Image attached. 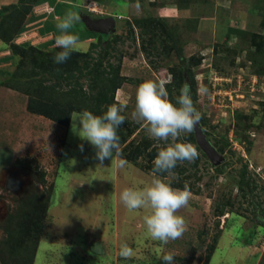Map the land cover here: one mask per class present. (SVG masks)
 <instances>
[{
    "label": "rangeland",
    "instance_id": "374dc122",
    "mask_svg": "<svg viewBox=\"0 0 264 264\" xmlns=\"http://www.w3.org/2000/svg\"><path fill=\"white\" fill-rule=\"evenodd\" d=\"M44 3L51 4L53 12L48 13ZM40 4L34 8L37 19L27 21L17 43L28 41L42 49L44 42L59 35L56 25L66 13L78 15V7L89 4L106 21L118 17L163 24L170 38L163 49L159 43L154 46L150 58L139 46L140 29L134 28V42L123 22L111 35L119 39L110 37L115 49L102 59L103 65L120 62L123 81L114 100L125 105V120L138 125L128 142L146 138L149 150L173 143L150 138L146 122L133 117L135 96L144 81L163 82L165 87L170 83L168 99L174 103L180 92L169 69L186 67L193 71L191 96L201 113L198 125L222 162L214 165L198 146L194 127V143L186 140L190 133H182L175 142L199 148L197 157L202 160L196 170L193 160L178 162L182 174L165 177L130 163L121 168L120 147L111 160L100 164L95 147L72 130L75 113L68 127L57 125L30 114L27 95L0 86V264H163L166 254L174 257L173 264H263L264 0H43ZM84 23L79 18L71 29L79 36L81 51L89 50L97 35ZM47 46L50 50L53 45ZM0 52V68L5 69L0 71L14 69L16 59L9 57L1 41ZM201 86L207 87L206 95ZM220 166L218 173L215 168ZM11 177L21 185L10 183ZM158 178L175 189H183L180 180L190 178L187 183L192 186L188 206L176 212L185 219L186 230L166 244L147 231L144 217L150 209L129 211L120 200L125 188L145 189ZM249 233L252 242L246 244ZM123 244L133 249L131 257L120 256ZM15 245L11 256L10 247Z\"/></svg>",
    "mask_w": 264,
    "mask_h": 264
},
{
    "label": "trees",
    "instance_id": "16d2710c",
    "mask_svg": "<svg viewBox=\"0 0 264 264\" xmlns=\"http://www.w3.org/2000/svg\"><path fill=\"white\" fill-rule=\"evenodd\" d=\"M126 1L129 2L130 0ZM41 2L43 0H16L15 3L0 7V41L8 48L10 52L9 57L12 60L13 58L16 59L14 69L11 71H0L4 76V79L0 80V86L27 95L26 110L30 114L42 116L63 127L70 125L71 117L74 113L85 109L95 115H102L108 106L116 104L114 100L115 92L123 81V77L119 75V61L116 64L106 61L105 65H103L102 61V59L104 60L106 57L111 56V49H115L113 39L110 37L114 36V40H116L119 39V35L111 36L114 34V31L99 33L91 29V26L88 24L93 21L92 16L99 17L100 19L103 18L100 15L90 13L82 5L80 6L81 8L78 7V16L83 23L86 22L90 31L97 34L95 35L96 41L90 43L89 50H76L65 63L56 64L53 57L61 49L54 47L55 38L44 42L41 45L42 49L39 45L35 46L27 43L28 41L21 43L15 41L25 31L27 21L37 19L34 8ZM83 16L86 18H83ZM113 19L115 20L114 29L122 25L123 22L125 23L124 26L127 28L128 34H130V40L134 42L137 39V36L134 34V28L138 27L140 29V33H138L139 46L146 58L153 56L154 46L159 43L163 49L170 38L168 31L163 28V24L160 23L157 26V21L153 19H134V21H128L127 19L120 21L118 17H114ZM85 39H91V37ZM104 42L106 44H103ZM48 44L53 45L50 50H46ZM97 48H100V51H98L96 57H92L91 53ZM170 48L174 50L176 47L173 45ZM175 54L182 58L181 50L176 49ZM9 57L6 60H10ZM117 58L120 60L121 54ZM169 71L174 79V87L179 92L186 78H188L192 89L194 79L192 76L193 71L190 68L178 67L177 71L170 68ZM171 86L170 83L166 84L170 95L172 93ZM193 99L194 95H192ZM201 123L205 124L203 121ZM137 128L138 125L125 120L124 124L117 129V134L120 137V150L117 152V156L142 171L152 173V160H154L162 147L155 146L149 150L151 143L146 138L128 142ZM186 140L195 142L193 132L188 135ZM195 148L200 151L196 145ZM202 156L206 158L204 153H202ZM141 157L145 159V162H142L143 164L138 161ZM200 160L202 159L196 157L192 161L193 165L191 167H194V170H196ZM221 169V166L215 168V170H218V173ZM173 172L177 175L179 173L182 174L181 167H176L173 169ZM155 176L165 177L166 173ZM189 179L180 180V182L184 181L180 188H184L187 185L192 190V186L187 183ZM36 205L32 203L31 206L34 207ZM252 237L253 234L249 233L246 235V244L252 242ZM10 249L12 256L16 250V245L10 247Z\"/></svg>",
    "mask_w": 264,
    "mask_h": 264
},
{
    "label": "clouds",
    "instance_id": "9594fccd",
    "mask_svg": "<svg viewBox=\"0 0 264 264\" xmlns=\"http://www.w3.org/2000/svg\"><path fill=\"white\" fill-rule=\"evenodd\" d=\"M48 8H52L53 12V7ZM78 22L79 16L70 11L57 23L59 35L55 38L54 47L61 50L53 57L54 63H65L77 50L79 36L71 29ZM200 92L206 95L207 87L201 86ZM168 95L163 82L147 80L137 87L135 96L133 117L146 122L150 138L161 142L169 139L173 141L158 151L153 160V175H175L173 169L178 162L192 161L198 155L192 144L175 142L182 133H191L201 120V113L192 100L191 85L187 82L183 84L174 103L168 99ZM124 110L125 105L112 104L102 115H95L85 109L75 113V119L72 118L73 132L95 147L96 159L100 164L111 160L119 148L117 129L125 122L126 117L122 114ZM80 148L83 150V145ZM126 164V160L120 159L119 167ZM191 195L187 185L183 189H175L158 178L145 189L125 188L120 194V200L129 211L150 209V214L144 217L147 231L154 240L166 244L170 239L180 237L186 230L185 219L176 215V212L188 206ZM119 254L129 258L134 253L132 248L123 244ZM173 260L171 254L162 256L163 264H173Z\"/></svg>",
    "mask_w": 264,
    "mask_h": 264
},
{
    "label": "water",
    "instance_id": "95a60500",
    "mask_svg": "<svg viewBox=\"0 0 264 264\" xmlns=\"http://www.w3.org/2000/svg\"><path fill=\"white\" fill-rule=\"evenodd\" d=\"M107 20L108 21L104 19L97 20V21H91L89 22L88 25L91 26V27L89 26L91 29L99 33H108L110 31L111 32L114 31L115 30L114 29L115 20L113 18L107 19ZM195 132H196V143L202 149V151L208 156L211 162L214 165H218L219 163H221L222 157L218 155V153L215 152L214 149L210 146L208 141L205 140L204 135L202 133V129L199 125L195 126ZM15 182L17 183L18 186L21 185V182L18 178L17 180H15Z\"/></svg>",
    "mask_w": 264,
    "mask_h": 264
},
{
    "label": "crops",
    "instance_id": "0c3cea01",
    "mask_svg": "<svg viewBox=\"0 0 264 264\" xmlns=\"http://www.w3.org/2000/svg\"><path fill=\"white\" fill-rule=\"evenodd\" d=\"M56 1H59V0H56ZM16 2V0H0V7L2 6V5H8V4H12V3H15ZM39 5H41V4H39ZM38 5V6H39ZM43 5V4H42ZM44 5H45V7H53L52 5H50V4H46V3H44ZM37 7V6H36ZM42 20H44V19H42ZM37 22V21H36ZM35 22H31L30 23V25H32V24H34ZM20 42H23V41H20ZM5 49V48H4ZM1 51H2V49H1ZM4 52H7V50L5 51L4 50ZM1 53V52H0ZM7 57H8V55H7ZM1 69V68H0Z\"/></svg>",
    "mask_w": 264,
    "mask_h": 264
},
{
    "label": "built area",
    "instance_id": "2783aa9c",
    "mask_svg": "<svg viewBox=\"0 0 264 264\" xmlns=\"http://www.w3.org/2000/svg\"><path fill=\"white\" fill-rule=\"evenodd\" d=\"M90 5H91V4L86 5L85 8H86L89 12H91V13H94V14L100 15V14L98 13V11H96L95 9H93ZM51 10H52V8H48V9H47V12L49 13Z\"/></svg>",
    "mask_w": 264,
    "mask_h": 264
},
{
    "label": "flooded vegetation",
    "instance_id": "af4514ba",
    "mask_svg": "<svg viewBox=\"0 0 264 264\" xmlns=\"http://www.w3.org/2000/svg\"><path fill=\"white\" fill-rule=\"evenodd\" d=\"M83 18H86L85 16H83ZM93 18V17H92ZM98 19H100L99 17L98 18H93V21H96V20H98ZM10 183H13V184H17L16 182H15V179L14 178H10Z\"/></svg>",
    "mask_w": 264,
    "mask_h": 264
}]
</instances>
